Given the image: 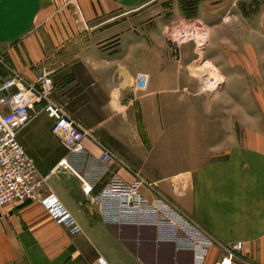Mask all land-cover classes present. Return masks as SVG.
I'll return each mask as SVG.
<instances>
[{"label": "crops", "instance_id": "0c3cea01", "mask_svg": "<svg viewBox=\"0 0 264 264\" xmlns=\"http://www.w3.org/2000/svg\"><path fill=\"white\" fill-rule=\"evenodd\" d=\"M190 1L78 0V15L61 0H0V84L11 77L34 83L51 72V101L86 132L80 154L67 152L45 113L19 132L78 231L58 225L37 202L5 205L0 264H194L162 217L106 210L116 204L101 194L112 177L141 179L145 198L164 199L206 234L212 247L204 264L237 242L232 264H264V122L262 129L242 124L240 141L232 96L219 117L191 91L189 59L176 63L164 32ZM197 4L204 20L209 8L217 18L229 7L228 0ZM138 73L148 77L144 92L135 87ZM103 150L112 155L107 165L99 161ZM62 159L67 167L58 166Z\"/></svg>", "mask_w": 264, "mask_h": 264}, {"label": "built area", "instance_id": "2783aa9c", "mask_svg": "<svg viewBox=\"0 0 264 264\" xmlns=\"http://www.w3.org/2000/svg\"><path fill=\"white\" fill-rule=\"evenodd\" d=\"M61 2L64 7H71L80 15L78 0ZM188 34L192 33L173 31L168 37H171L174 45H179V41L185 42L193 38L184 37ZM147 79L144 73L136 75L134 83L138 91L146 90ZM52 90L51 72L46 71L39 74L34 83H24L18 77H11L0 84V208L9 204L37 202L58 225L76 232L78 227L70 212L48 185V176L40 174L35 162L18 141L19 132L38 114L45 113L53 121L52 133L61 139L69 154L84 151L86 132L51 101ZM111 160L110 152L103 150L99 157L100 163L107 165ZM58 166L67 167L66 159H62ZM142 186L144 182L141 179L128 184L112 177L101 194L110 198L109 200L114 199L116 204L107 205L106 210H112L110 213L120 211L124 215H137L143 220H148L151 216L162 217L166 225L182 235L179 246L192 251L194 264H204L212 247V240L184 219L164 199L145 198L140 192ZM90 190V186H83L85 193ZM241 248V242L230 245L214 264H232L235 254Z\"/></svg>", "mask_w": 264, "mask_h": 264}, {"label": "rangeland", "instance_id": "374dc122", "mask_svg": "<svg viewBox=\"0 0 264 264\" xmlns=\"http://www.w3.org/2000/svg\"><path fill=\"white\" fill-rule=\"evenodd\" d=\"M197 1L176 9L177 19L164 31L169 51L173 50L176 63L182 56L189 59L184 75L196 85L191 91L205 96L208 108H215L219 117L221 113L224 117L231 106L225 98L232 96L233 108L238 106L241 141L242 124L254 121L255 128L262 129L264 122V0H228L229 7L222 9L225 17L221 14L216 18L214 9L209 8L205 20ZM173 31L196 35L174 45L168 37ZM204 32L205 42L199 39ZM203 78L215 79L217 88L211 91L202 87Z\"/></svg>", "mask_w": 264, "mask_h": 264}, {"label": "bare ground", "instance_id": "6f19581e", "mask_svg": "<svg viewBox=\"0 0 264 264\" xmlns=\"http://www.w3.org/2000/svg\"><path fill=\"white\" fill-rule=\"evenodd\" d=\"M195 33H192V34H188V35H185L184 37H188V38H190V36L191 37H195ZM177 37H179V35L177 36ZM180 37H181V34H180ZM199 39H200V41H204L205 42V32L204 33H201V35H199ZM179 40V39H178ZM212 74H214L215 75V72H212ZM202 84H203V86L202 87H204V88H206L207 90H213V89H215L216 88V81H215V79H211V80H209V81H207V79L206 78H203V80H202Z\"/></svg>", "mask_w": 264, "mask_h": 264}]
</instances>
